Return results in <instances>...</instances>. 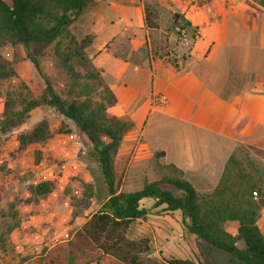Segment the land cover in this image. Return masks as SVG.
Instances as JSON below:
<instances>
[{"label": "rangeland", "instance_id": "374dc122", "mask_svg": "<svg viewBox=\"0 0 264 264\" xmlns=\"http://www.w3.org/2000/svg\"><path fill=\"white\" fill-rule=\"evenodd\" d=\"M141 1L144 7H149L155 14L159 37L167 43V48L160 51L163 56L160 57L161 60L176 66L178 54L172 48L176 43L180 49V43L168 42V35L170 32L174 33L172 26L175 13L160 0L155 3L151 0H96L95 5L84 10L71 25V30L78 38L91 36L88 50L93 62L97 58L96 48L100 45L103 34L111 25L118 24L123 17L129 16L127 29L130 34L140 31L136 26L141 19L138 6ZM208 1L191 0L189 5H201ZM252 1L264 5V0ZM187 10L188 7L183 13H178L181 16L180 24L186 22L182 17ZM257 21L251 14L241 19L242 24L239 27L248 31V37L245 39H250L249 33L256 30ZM187 30L190 38L194 31ZM119 36L99 56V59L112 66L111 74H122V78L129 76L134 65L140 62L144 64L148 55L159 57L149 50L147 54L144 44L137 42V38L134 43L123 42L117 45ZM175 36L178 41L184 39L181 35ZM4 55L11 61L15 70V77L9 83L8 89L29 97L39 93L43 81L25 55L22 53L14 56L11 49L5 50ZM42 66L57 88L64 84L63 71L57 65L50 49L43 56ZM188 80L190 83L185 85L179 94L173 95L174 105L177 102L175 118H162L158 124L156 122L148 129L147 117L142 118L124 137L115 157L117 190L135 191L145 182L158 180L163 176L179 175L188 180L198 192H210L217 185L227 158L235 153L264 191V149L239 145L232 152H217L215 157L211 153L206 157H199L198 154H188L185 157L177 149L165 145L168 139L185 126L183 120L191 117L193 109L196 110L200 106L193 101V95L200 91V87L193 86L195 79L192 75ZM151 96L150 107L161 112L167 103L154 106ZM3 105L4 99L0 98V114ZM136 107L141 109V112L146 109L147 113L145 101L138 103ZM109 112L132 118L134 111L129 109L128 104L122 103L109 108ZM177 116L182 120L181 125ZM42 120L48 121V138L25 147L20 146V135ZM186 128L188 129V125ZM172 166L182 170V174ZM42 181H50L51 190L44 195H31L30 187ZM166 188L177 192L173 187ZM107 196L99 165L90 155L86 136L72 121L54 109L48 106L32 109L21 125L8 132L0 131V264H69L68 241L89 216L101 207ZM140 204L147 210L146 217L135 220L128 234L132 238L149 237L152 257H181L196 261L203 251L212 261L228 264L226 253L187 232L180 210H168L165 205L154 207L153 200L148 198L143 199ZM258 226L264 232L262 209ZM226 227L231 233L236 232L235 223L229 222ZM238 245L242 246L240 242ZM89 264L117 263L110 258H104L98 261L94 259Z\"/></svg>", "mask_w": 264, "mask_h": 264}, {"label": "trees", "instance_id": "16d2710c", "mask_svg": "<svg viewBox=\"0 0 264 264\" xmlns=\"http://www.w3.org/2000/svg\"><path fill=\"white\" fill-rule=\"evenodd\" d=\"M95 4L96 0H0V98L4 99L0 131L21 125L34 108L54 109L86 136L90 155L98 163L107 188L108 196L101 207L68 241L69 264H89L104 258L117 264H222L203 251L196 261L152 257L149 237L132 238L128 234L135 220L146 217L147 210L140 204L146 198L153 200L154 207L165 205L168 210H180L187 232L226 253L228 264H264V232L258 226L264 191L235 153L227 158L210 192H198L179 175L145 182L135 191L117 190L115 157L135 124L127 116L109 112L117 105L118 97L89 54L91 36L78 38L71 30L84 10ZM179 21L181 16L175 14L172 31L178 36L176 28L186 30L190 25ZM144 24L149 51L163 57L160 51L167 48V43L159 37L155 14L146 6ZM7 49L14 56L23 53L32 63L43 81L39 93L29 97L8 89L15 70L4 55ZM48 49L65 77L58 88L42 66ZM49 129L47 120L38 122L20 135V146L44 141L50 135ZM172 167L182 174V170ZM51 185L50 181L39 182L30 187V194L44 195ZM229 222L236 224L235 233L227 229Z\"/></svg>", "mask_w": 264, "mask_h": 264}, {"label": "crops", "instance_id": "0c3cea01", "mask_svg": "<svg viewBox=\"0 0 264 264\" xmlns=\"http://www.w3.org/2000/svg\"><path fill=\"white\" fill-rule=\"evenodd\" d=\"M151 1L155 3L159 0ZM190 1L160 0L175 14L183 13L188 7L182 17L190 24L187 31L199 33L198 37L191 36L183 44L170 32L168 42L180 43V49L176 43L172 48L178 54L176 66L162 61L160 57L148 55L144 64L134 65L133 72L122 78V74H111L112 66L99 59L119 35L117 45L134 43L137 38L148 54L143 1L138 5L141 19L136 28L140 31L128 32L129 16L111 25L96 48L94 63L103 70L107 84L118 97L117 104H128L129 109L134 111L131 119L136 126L147 117V129L156 122L158 124L162 118L176 117L177 102L174 105L173 95L179 94L190 83L189 77L193 76V86L200 87V91L193 95V101L200 106L193 109L190 120H183L184 128L181 127L182 130L165 144L185 157L188 154L206 157L208 153L215 157L217 152H232L239 145L264 149V5L252 0H238L232 4L209 0L201 5H189ZM249 14L258 21L256 30L249 33L250 39H245L248 31L239 26L241 19ZM154 92L168 97L167 106L161 112L150 107V96ZM144 101L147 113L146 109L141 112L136 107ZM157 116H160L159 119H154ZM179 123L181 125L182 120L179 119Z\"/></svg>", "mask_w": 264, "mask_h": 264}, {"label": "built area", "instance_id": "2783aa9c", "mask_svg": "<svg viewBox=\"0 0 264 264\" xmlns=\"http://www.w3.org/2000/svg\"><path fill=\"white\" fill-rule=\"evenodd\" d=\"M221 1L232 4L234 2H237L238 0H221ZM177 30L179 31L180 35L184 38L182 43L185 44L188 40V33L184 29L177 28ZM198 35H199L198 32H193L191 36L192 37H198ZM167 101H168L167 96L164 94L154 93L151 96V102L154 106L165 105L167 103ZM262 210L264 211V206H263Z\"/></svg>", "mask_w": 264, "mask_h": 264}]
</instances>
